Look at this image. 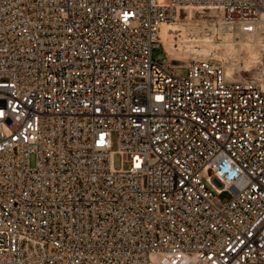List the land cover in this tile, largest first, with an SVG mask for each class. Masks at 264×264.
I'll list each match as a JSON object with an SVG mask.
<instances>
[{
  "label": "built area",
  "instance_id": "1",
  "mask_svg": "<svg viewBox=\"0 0 264 264\" xmlns=\"http://www.w3.org/2000/svg\"><path fill=\"white\" fill-rule=\"evenodd\" d=\"M194 5L263 31L264 0H0V264H264V87L172 64Z\"/></svg>",
  "mask_w": 264,
  "mask_h": 264
},
{
  "label": "bare ground",
  "instance_id": "2",
  "mask_svg": "<svg viewBox=\"0 0 264 264\" xmlns=\"http://www.w3.org/2000/svg\"><path fill=\"white\" fill-rule=\"evenodd\" d=\"M159 1V0H158ZM167 1V0H166ZM165 1V2H166ZM159 1V3H165ZM184 10L180 12L179 16L175 18L174 21L163 23L159 30L160 41L162 44V48L164 50L165 55H167L172 61H178L182 64H186L189 62V57L193 56L192 59H196L198 56H203L204 58L212 51L213 48L218 45H222L224 51L221 53L215 52L213 54L214 58L224 65L226 73L230 74L234 72V68L237 66L232 63L233 61L238 60L237 51L238 49H244V52H247V56L244 58V70L251 71L253 68H256L257 63H262L264 66V53L261 56V51L258 53V49L253 45L251 40L246 41L244 43L239 44V48H235L233 44V35L234 31L241 33L238 29L223 26L216 19V11L211 6H203V5H194L192 7H184ZM209 10L212 14L210 17H213L209 22H196L193 17L196 12ZM185 12L186 16H184L185 21H180L181 13ZM216 19V20H215ZM200 25V26H199ZM260 26L264 31V17L261 18ZM205 30L208 29L210 32L214 34V32L223 30L224 35L222 36V40L218 45L213 43L212 36H207L203 34L202 36H198L195 32L199 29ZM202 30V31H203ZM217 34V33H216ZM244 37L251 38L253 37L255 40L258 39L257 34L247 35L243 34ZM221 35V34H220ZM240 39V38H239ZM242 39V38H241ZM244 39V38H243ZM246 40V39H244ZM237 42V41H236ZM242 42V41H241ZM256 42V41H255ZM261 46V49L264 50V42H258ZM262 57V58H261ZM237 58V59H236ZM235 63V62H234ZM262 66V67H263ZM238 69V68H237ZM264 69V68H263ZM261 85L264 87V75L257 72L256 77Z\"/></svg>",
  "mask_w": 264,
  "mask_h": 264
},
{
  "label": "rangeland",
  "instance_id": "3",
  "mask_svg": "<svg viewBox=\"0 0 264 264\" xmlns=\"http://www.w3.org/2000/svg\"><path fill=\"white\" fill-rule=\"evenodd\" d=\"M159 1H161V2H165L166 0H159ZM212 14L210 13V11L209 10H203V11H199V12H196L195 13V15H194V17H193V19L196 21V22H200V23H202V22H209V20H211L213 17H210ZM184 16H186V13L185 12H183V13H181V18L179 19L180 21H185L183 18H184ZM216 19L218 20V17L216 16ZM215 19V20H216ZM200 26V25H199ZM204 29V28H203ZM203 29H200V27H199V29L195 32V34H197L198 36H202L203 34H205V35H207V36H212L213 38H212V40H213V43L214 44H216V45H218V43L220 44V42H221V40H222V36L224 35V33H223V30H220V32L219 31H216V32H214V34L212 33V31L210 32V30H208V29H206L205 28V30H203ZM203 30V31H202ZM235 33H234V35H233V44L235 45V48H239V44L240 43H244V42H246V41H249V40H251V42H252V44L253 45H256L255 47L258 49V53L261 51V53H259V54H261V56H263V53H264V50H262L261 49V46L259 47L258 45H260V43H258V42H264V31H262V32H260V33H258L257 34V36H258V39L256 38V40L253 38V37H249V38H247V37H244V35H242L241 33H239V32H237V31H234ZM217 33V34H216ZM221 34V35H220ZM240 38V39H239ZM242 38V39H241ZM246 39V40H244V39ZM247 39H249V40H247ZM237 41V42H236ZM242 41V42H241ZM256 41V42H255ZM224 51V48L222 47V45L220 44V45H218L217 47H215V48H213L212 49V51L211 52H209V54L204 58L203 56H198L196 59H206V58H213L214 56H213V54L215 53V52H217V53H221V52H223ZM237 58H238V60H236V61H233L232 63L234 64V67H235V65L237 66V68L235 67L234 68V73H239L241 76H245V77H248V78H250V77H254V79H257L258 80V78H255L256 77V74H257V72L258 73H260L261 72V74L262 75H264V66H263V64L262 63H257V67L256 68H253L251 71H245L244 70V58L247 56V52L245 51L244 52V49H241V50H239L238 49V51H237ZM153 58L154 59H156V60H160L161 58H163L164 57V53L162 52V50L161 49H157V50H154L153 51ZM193 58V56H191V57H189L188 59H189V61L191 60ZM214 58H216V57H214ZM236 58V59H237ZM262 58V57H261ZM195 59V58H194ZM235 62V63H234ZM263 62H264V59H263ZM172 64H174V65H182V63L181 62H178V61H172ZM185 64V63H184ZM263 66V67H262ZM185 72V70L184 69H179L178 71H177V73H184ZM115 146H116V144H115V140L113 139V142H112V148L113 149H115ZM29 164H30V166L32 167L33 165H34V158L33 157H30V159H29ZM118 164H119V161H118V158H116L115 159V166L117 167L118 166ZM230 197V195L227 193V192H224V193H222L221 195H220V198L221 199H228Z\"/></svg>",
  "mask_w": 264,
  "mask_h": 264
}]
</instances>
